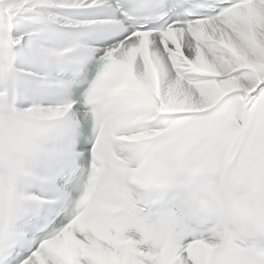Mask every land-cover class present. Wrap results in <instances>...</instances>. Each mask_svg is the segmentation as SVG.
<instances>
[{
    "label": "snow or ice",
    "instance_id": "6c2138e0",
    "mask_svg": "<svg viewBox=\"0 0 264 264\" xmlns=\"http://www.w3.org/2000/svg\"><path fill=\"white\" fill-rule=\"evenodd\" d=\"M0 264H264V0H0Z\"/></svg>",
    "mask_w": 264,
    "mask_h": 264
}]
</instances>
